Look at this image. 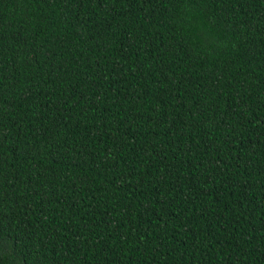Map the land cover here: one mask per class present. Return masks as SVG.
Here are the masks:
<instances>
[{
  "label": "trees",
  "instance_id": "1",
  "mask_svg": "<svg viewBox=\"0 0 264 264\" xmlns=\"http://www.w3.org/2000/svg\"><path fill=\"white\" fill-rule=\"evenodd\" d=\"M0 264H264V0H0Z\"/></svg>",
  "mask_w": 264,
  "mask_h": 264
}]
</instances>
